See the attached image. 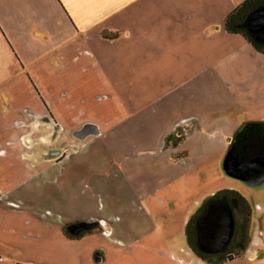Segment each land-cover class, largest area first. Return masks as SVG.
I'll return each instance as SVG.
<instances>
[{"label": "rangeland", "instance_id": "374dc122", "mask_svg": "<svg viewBox=\"0 0 264 264\" xmlns=\"http://www.w3.org/2000/svg\"><path fill=\"white\" fill-rule=\"evenodd\" d=\"M112 51L103 50L105 56H111L104 71L88 72V66L82 71L79 66L72 71L77 76L73 74L71 82L67 67L58 87L57 100L61 107L71 104L74 119L98 122L102 132L106 131L91 140L90 134L81 137L85 134L81 132L85 126L90 129L87 132L96 128L71 123L63 110L60 118L64 125L46 123L49 117L44 110L39 115L25 110L30 103L22 75L14 74L7 85L0 86V147L8 152L7 158L0 159V264H180L176 258H186L185 224L205 200L222 190L238 192L252 213L246 231L247 250L231 260L226 256L223 264L264 261V181L251 186L228 176L224 171L226 153L192 154L190 163L183 167L178 163L171 167L162 156H156L155 141L145 137L148 127L129 131L131 123L121 125L119 121L148 108L157 92L151 89L148 78L142 87L128 86L135 79L132 61L118 65ZM34 59L38 60V55ZM162 80L165 78L158 79V90L164 85ZM33 86L29 80L31 90ZM6 88L8 100L2 101ZM22 112L29 120L26 126L36 121L42 126L45 144L40 153L78 150L68 164L74 167L75 172H69L72 178L65 175L71 187L59 182L60 175L55 181L42 177V168L27 172L14 154L17 147L5 145L14 132L10 122ZM23 129L21 134L25 135L28 129ZM33 144L30 138L28 159L36 166L40 145ZM42 158L48 159L46 164L51 167L60 160L57 155ZM36 172L38 175L32 176ZM89 216L95 222L103 219L104 229L95 227L76 240L63 236L65 226ZM251 223L256 227L254 232Z\"/></svg>", "mask_w": 264, "mask_h": 264}, {"label": "crops", "instance_id": "0c3cea01", "mask_svg": "<svg viewBox=\"0 0 264 264\" xmlns=\"http://www.w3.org/2000/svg\"><path fill=\"white\" fill-rule=\"evenodd\" d=\"M243 1L0 0V86L7 85L14 74L22 75L30 103L25 110L35 115L44 110L49 117L46 123L64 125L60 118L63 110L71 123L96 128L87 132L90 129L85 126L81 132L85 133L81 137L90 134L91 140L106 131L102 132L98 122L74 119L71 104L61 107L58 102V87L67 67L71 82L75 74L72 71L79 66L82 71L86 66L88 72L104 71V63L111 56H105L103 50L113 48L118 65L132 61L135 79L128 86L142 87L148 78L151 89L157 92L148 108H141L133 118L121 119L119 124L131 123L129 131L148 127L146 140L155 141V150L150 151L162 156L171 167L177 166L174 163L187 166L192 154L227 155L228 145L241 125L264 123V55L223 28L225 18ZM35 55L39 57L36 61ZM15 64L17 72L13 73ZM162 77L165 80L159 92L158 79ZM29 80L35 85L32 90ZM6 91L8 88L3 89L2 101L8 100ZM19 120L17 115L9 124L14 132L6 140L7 148L17 147L14 154L27 172L42 168V177H53L55 181L60 175L59 182L71 187L66 178L71 170L75 171L68 164L78 150L58 149L43 154L42 145L34 160L37 165L32 166L33 162L24 160L30 148L26 143L21 146L20 140L43 138L42 126L32 122L31 131L23 135ZM25 120L19 122L29 121ZM14 123L16 129L11 127ZM74 137L77 139L78 133ZM168 138L179 142L167 145ZM9 142H15V146L10 147ZM0 152V159L7 158L6 149L0 147ZM46 155H57L60 160L51 167L46 164L48 159H40ZM56 169L59 174L52 171ZM95 221L89 216L77 224ZM255 228L251 223L253 232ZM185 253L186 258H176L180 264H205L187 245Z\"/></svg>", "mask_w": 264, "mask_h": 264}, {"label": "trees", "instance_id": "16d2710c", "mask_svg": "<svg viewBox=\"0 0 264 264\" xmlns=\"http://www.w3.org/2000/svg\"><path fill=\"white\" fill-rule=\"evenodd\" d=\"M264 8V0H244L224 20L223 28L227 34L242 37L257 53L264 55V44L255 42L250 36L246 23L256 11ZM177 138H168L167 145L176 146ZM228 166L237 163L239 170L234 172L235 178L249 183L264 176V168L253 163L255 160L264 162V123H246L241 125L228 145ZM223 207L233 214L234 231L230 242L221 252L203 253L200 248V231L205 217L215 208ZM251 211L246 200L236 191L222 190L205 200L197 211L189 218L184 228L186 245L192 253L205 264H223L226 256H239L248 247L246 231L248 229ZM93 227L77 235H72L68 225L63 228V236L69 240H76L92 232ZM221 229L220 232H223ZM219 236V235H218ZM217 237V236H215ZM228 257V259H229Z\"/></svg>", "mask_w": 264, "mask_h": 264}, {"label": "water", "instance_id": "95a60500", "mask_svg": "<svg viewBox=\"0 0 264 264\" xmlns=\"http://www.w3.org/2000/svg\"><path fill=\"white\" fill-rule=\"evenodd\" d=\"M248 32L250 36L255 40V42L264 44V8L254 12L246 23ZM253 163L264 168V162L259 160H255ZM239 170V166L237 163H234L233 166H228V156H226L224 161V171L225 173L234 178L233 173ZM264 181V176L258 178L254 181H251L247 184L251 186H257ZM222 219L220 220V226L224 229L221 235L215 237L211 236L209 239L213 242H217L214 247H208L203 244H200V249L203 253L210 254L214 252H221L225 249V247L230 242V239L233 235L234 231V219L233 214L230 211L224 212L221 215ZM93 227L92 224L80 223L78 225H73L69 228V232L72 235L80 234L84 231H88ZM231 260V257L229 258Z\"/></svg>", "mask_w": 264, "mask_h": 264}, {"label": "flooded vegetation", "instance_id": "af4514ba", "mask_svg": "<svg viewBox=\"0 0 264 264\" xmlns=\"http://www.w3.org/2000/svg\"><path fill=\"white\" fill-rule=\"evenodd\" d=\"M24 112V111H23ZM23 112L22 113H19L18 114V117L20 118V120L19 121H23V120H25L27 117H25V115L23 114ZM25 113H27V111L25 112ZM18 121V123H20L21 124V127H19V128H25L26 127V125L25 124H23V122H19ZM27 129H28V131H31V128H30V126L28 125L27 126ZM25 137V136H24ZM27 137H29L28 135H27ZM27 139V138H26ZM30 141V140H29ZM29 141H23L22 139L20 140V142H21V146H23V145H25V143L26 144H29ZM33 142H34V146H39L40 145V147L43 145V144H45L44 143V140H43V138H40V139H38V140H36V139H34L33 140ZM9 146L10 147H12V146H15V142L13 143V142H9ZM19 144V143H18ZM39 147V148H40ZM13 148V147H12ZM38 148V149H39ZM37 150V149H36ZM2 152H0V157L2 156ZM24 160H28V158L27 157H25L24 158ZM225 208H223V207H220V208H215V209H213L206 217H205V219H204V221H203V223L202 224H205V227H204V229H202L201 231H200V234H201V239H200V244H203V245H205V246H208V247H214L215 246V244L217 243V242H213V241H211L209 238L211 237V236H218V235H221V233L222 232H220L221 231V229H223L221 226H220V220L222 219V217H221V215L222 214H224V212H225ZM227 211V210H226ZM75 225H78V224H75ZM199 248H200V245H199ZM201 250V249H200Z\"/></svg>", "mask_w": 264, "mask_h": 264}, {"label": "built area", "instance_id": "2783aa9c", "mask_svg": "<svg viewBox=\"0 0 264 264\" xmlns=\"http://www.w3.org/2000/svg\"><path fill=\"white\" fill-rule=\"evenodd\" d=\"M98 225H99V227H100L101 229H104V227H105V223L102 222V221H98Z\"/></svg>", "mask_w": 264, "mask_h": 264}]
</instances>
